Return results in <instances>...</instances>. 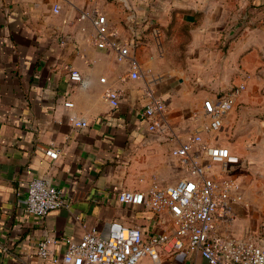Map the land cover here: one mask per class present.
Segmentation results:
<instances>
[{
	"label": "crops",
	"instance_id": "obj_1",
	"mask_svg": "<svg viewBox=\"0 0 264 264\" xmlns=\"http://www.w3.org/2000/svg\"><path fill=\"white\" fill-rule=\"evenodd\" d=\"M95 11L129 48L127 57L98 46ZM134 63L138 78L130 75ZM240 82L246 87L225 114L224 133L213 135L203 100ZM147 86L166 102L153 130L144 116ZM109 88L120 92L115 108ZM76 117L87 124L75 125ZM195 132L241 157L230 167L242 198L227 233H264V0H0V264H65L39 255L40 240L54 238L61 257L67 238L91 228L107 236L113 222L144 235L171 231L167 209L121 202L118 194L176 183L184 167L172 149ZM225 168L209 171L220 176ZM34 177L58 185L65 204L27 212ZM146 261L208 264L196 250L160 249Z\"/></svg>",
	"mask_w": 264,
	"mask_h": 264
},
{
	"label": "built area",
	"instance_id": "obj_2",
	"mask_svg": "<svg viewBox=\"0 0 264 264\" xmlns=\"http://www.w3.org/2000/svg\"><path fill=\"white\" fill-rule=\"evenodd\" d=\"M86 15L88 13H82L80 17ZM91 18L98 46L117 49L119 59L127 57L129 48L109 30L106 15L95 11ZM70 74L72 79L84 83L80 70L71 68ZM130 75L133 78L140 76L137 63L132 65ZM245 87L246 83L240 82L227 94L208 96L203 100V112L209 117L206 129H221L226 112ZM106 96L112 107L119 105L118 89H107ZM145 96L144 116L153 130L164 118L166 102L152 86L145 87ZM65 104L72 106L74 102L70 99ZM87 122L84 118L74 119L77 126H84ZM59 153V149H47V154L53 158ZM172 154L184 167V174L176 183L147 190L124 189L118 194L121 202L146 205L157 212L167 209L173 219L171 231L144 235L137 226L113 222L107 236H101L96 228H91L78 240L67 238V249L61 257L53 253L51 245L55 239L45 237L39 242V255L65 264H148L146 258L156 261L160 249L196 250L208 264H264V246L257 238L227 233L236 216L233 202L242 198L240 183L230 170L233 165L241 163L239 154L227 145L205 141L200 132L180 141L173 147ZM215 163L228 167L225 175L210 173V166ZM25 201L27 212L35 215H45L65 204L61 188L45 177L31 179Z\"/></svg>",
	"mask_w": 264,
	"mask_h": 264
},
{
	"label": "rangeland",
	"instance_id": "obj_3",
	"mask_svg": "<svg viewBox=\"0 0 264 264\" xmlns=\"http://www.w3.org/2000/svg\"><path fill=\"white\" fill-rule=\"evenodd\" d=\"M223 133L224 132L221 131V129H220L219 131L214 132L213 135L218 134V136L220 137ZM254 236H255V238H257L258 242L264 246V233L263 232L255 233Z\"/></svg>",
	"mask_w": 264,
	"mask_h": 264
}]
</instances>
